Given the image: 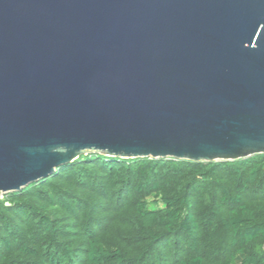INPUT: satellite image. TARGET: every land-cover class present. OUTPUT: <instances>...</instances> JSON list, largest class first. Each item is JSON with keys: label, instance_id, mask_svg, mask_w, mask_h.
Here are the masks:
<instances>
[{"label": "water", "instance_id": "1", "mask_svg": "<svg viewBox=\"0 0 264 264\" xmlns=\"http://www.w3.org/2000/svg\"><path fill=\"white\" fill-rule=\"evenodd\" d=\"M87 153L264 154V0H0V196Z\"/></svg>", "mask_w": 264, "mask_h": 264}, {"label": "trees", "instance_id": "2", "mask_svg": "<svg viewBox=\"0 0 264 264\" xmlns=\"http://www.w3.org/2000/svg\"><path fill=\"white\" fill-rule=\"evenodd\" d=\"M0 264H264V154H83L0 196Z\"/></svg>", "mask_w": 264, "mask_h": 264}]
</instances>
